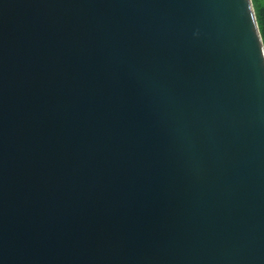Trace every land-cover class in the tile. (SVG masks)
<instances>
[{
  "label": "water",
  "instance_id": "95a60500",
  "mask_svg": "<svg viewBox=\"0 0 264 264\" xmlns=\"http://www.w3.org/2000/svg\"><path fill=\"white\" fill-rule=\"evenodd\" d=\"M0 264H264L252 0H0Z\"/></svg>",
  "mask_w": 264,
  "mask_h": 264
},
{
  "label": "trees",
  "instance_id": "16d2710c",
  "mask_svg": "<svg viewBox=\"0 0 264 264\" xmlns=\"http://www.w3.org/2000/svg\"><path fill=\"white\" fill-rule=\"evenodd\" d=\"M252 3H253V7H254V11H255V16H256V20H257L259 32H260L259 17H260L261 12H262L261 0H252ZM263 45H264V43H263Z\"/></svg>",
  "mask_w": 264,
  "mask_h": 264
},
{
  "label": "snow or ice",
  "instance_id": "6c2138e0",
  "mask_svg": "<svg viewBox=\"0 0 264 264\" xmlns=\"http://www.w3.org/2000/svg\"><path fill=\"white\" fill-rule=\"evenodd\" d=\"M261 5H262V12H261V15L259 17V22H260V40H261L262 43H264V0H261ZM260 52H261V50H260Z\"/></svg>",
  "mask_w": 264,
  "mask_h": 264
}]
</instances>
